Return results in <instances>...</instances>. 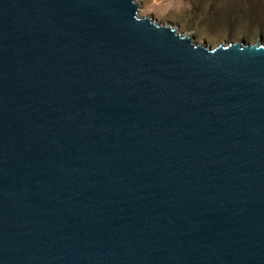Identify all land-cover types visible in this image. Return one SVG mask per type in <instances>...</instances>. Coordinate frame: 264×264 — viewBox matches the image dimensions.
I'll return each instance as SVG.
<instances>
[{"label": "water", "instance_id": "obj_1", "mask_svg": "<svg viewBox=\"0 0 264 264\" xmlns=\"http://www.w3.org/2000/svg\"><path fill=\"white\" fill-rule=\"evenodd\" d=\"M139 10L0 0V264H264V42Z\"/></svg>", "mask_w": 264, "mask_h": 264}, {"label": "rangeland", "instance_id": "obj_2", "mask_svg": "<svg viewBox=\"0 0 264 264\" xmlns=\"http://www.w3.org/2000/svg\"><path fill=\"white\" fill-rule=\"evenodd\" d=\"M140 2V16L151 15L160 22H173L178 29L184 33L194 36L197 42H206L213 47L218 44H228L233 41H247L250 43L256 41L264 42V34L260 35L258 31L244 34L241 27L233 29L224 26L217 27L210 22H199L192 16L187 15L189 4L184 0H137ZM211 26V27H210Z\"/></svg>", "mask_w": 264, "mask_h": 264}, {"label": "trees", "instance_id": "obj_3", "mask_svg": "<svg viewBox=\"0 0 264 264\" xmlns=\"http://www.w3.org/2000/svg\"><path fill=\"white\" fill-rule=\"evenodd\" d=\"M187 15L199 22L224 26L230 31L241 27L244 34H264V0H184ZM211 27V26H210Z\"/></svg>", "mask_w": 264, "mask_h": 264}]
</instances>
